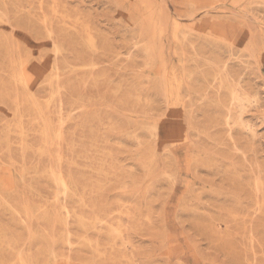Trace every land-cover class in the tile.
I'll list each match as a JSON object with an SVG mask.
<instances>
[{"label":"rangeland","instance_id":"obj_1","mask_svg":"<svg viewBox=\"0 0 264 264\" xmlns=\"http://www.w3.org/2000/svg\"><path fill=\"white\" fill-rule=\"evenodd\" d=\"M0 264H264V0H0Z\"/></svg>","mask_w":264,"mask_h":264},{"label":"bare ground","instance_id":"obj_2","mask_svg":"<svg viewBox=\"0 0 264 264\" xmlns=\"http://www.w3.org/2000/svg\"><path fill=\"white\" fill-rule=\"evenodd\" d=\"M47 64V63H46ZM45 65V64H44ZM25 69V71H26V67L24 68ZM22 70V69H21ZM45 70H47V69H45ZM24 71V72H25ZM48 72V71H47ZM25 73H27V72H25ZM25 73H24V76H25ZM42 75V74H41ZM27 80V79H26ZM25 81V80H24ZM28 82V81H27ZM31 82H29L28 84H30ZM24 86L26 87V85H25V83H24ZM28 86V85H27ZM31 87V86H30ZM29 88V87H28ZM31 95V94H30ZM43 129V128H42ZM50 136V135H49ZM51 175H53V174H51ZM57 176V175H56ZM52 177H54V176H52ZM60 177V176H59ZM52 179V178H51ZM55 179V178H54ZM56 181L58 182V184H60V186L62 187V189L64 190L63 191V193L64 192H66L67 191V188H66V186H65V184L63 183V181H62V179H56ZM57 184V183H56ZM59 187V186H58ZM60 187V188H61Z\"/></svg>","mask_w":264,"mask_h":264}]
</instances>
